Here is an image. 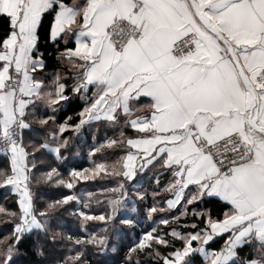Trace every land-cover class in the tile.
Returning <instances> with one entry per match:
<instances>
[{"label": "snow or ice", "instance_id": "obj_1", "mask_svg": "<svg viewBox=\"0 0 264 264\" xmlns=\"http://www.w3.org/2000/svg\"><path fill=\"white\" fill-rule=\"evenodd\" d=\"M0 189V264H264V0H0Z\"/></svg>", "mask_w": 264, "mask_h": 264}, {"label": "trees", "instance_id": "obj_2", "mask_svg": "<svg viewBox=\"0 0 264 264\" xmlns=\"http://www.w3.org/2000/svg\"><path fill=\"white\" fill-rule=\"evenodd\" d=\"M74 108H75V106L73 105L72 108H70V111L73 110ZM108 135H112V133L109 131ZM104 139H105V130L103 128H101L100 132L97 133L95 140H93L91 138V136L89 135V132L86 131L83 134V136L79 140H77V142H76L77 147L72 150V153H71V159L73 161L72 166L83 168V167L90 165V162L87 161V157L89 156L90 148L93 146L98 147L99 144L102 143ZM106 155L110 156L111 152L107 149H102L100 154L98 156L92 158V159L101 160V159H104V157ZM103 175L104 174H101V176L96 177L94 180L79 181V183H77L75 185L74 189H72V190H68L66 188H60V189L47 190V191H48L49 195L58 196L61 194H67V193H69V191L76 192V191H79L81 188H85L89 192L93 193V197L100 196L102 194L97 191L98 188L103 186L102 183L110 182L112 180L110 177L109 178H101ZM4 191L5 190L0 189V200H2ZM91 207L95 211H100L103 206L99 210H97L96 209L97 204L92 202ZM97 224H99V223H97ZM71 227L75 231L74 225H71ZM130 232L131 231H129L127 229L122 230L119 234V239L116 242L123 244V245H127V244L131 243L132 242V236L130 235ZM222 243H223V241H219V243L215 246H220ZM98 259H100L103 262V264H115L117 257L114 256L112 253H109V254H105L104 256L98 257Z\"/></svg>", "mask_w": 264, "mask_h": 264}, {"label": "rangeland", "instance_id": "obj_3", "mask_svg": "<svg viewBox=\"0 0 264 264\" xmlns=\"http://www.w3.org/2000/svg\"><path fill=\"white\" fill-rule=\"evenodd\" d=\"M113 159V156L112 155H110V156H105L104 157V159H101V160H109V161H111ZM97 162H99L100 160L98 159H95ZM87 161H89L90 162V165H88V166H86V167H83V168H89V167H92L93 166V164H92V158H90V156H88L87 157ZM103 174V173H102ZM111 184H112V180L110 181V182H104V183H102V185L103 186H101L100 188H98V192L100 193V189H102V188H106V187H110L111 186ZM76 195H79L80 197H82L83 199H89V197L87 196V193H89V191L88 190H86L85 188H81L79 191H76V192H74ZM96 197H100V198H102V195H100V196H95V197H93L92 198V202L93 203H95V198ZM102 206L101 205H97V207H96V209L97 210H99L100 208H101ZM90 223H100V222H90ZM150 222H148V221H145L142 225H141V227L140 228H137L136 230H135V232H130V235L132 236V241L136 238V236L140 233V231L143 229V228H146L147 226H148V224H149ZM120 234V233H119ZM118 239H119V237H118ZM109 253H111L110 251L107 253V254H109Z\"/></svg>", "mask_w": 264, "mask_h": 264}, {"label": "crops", "instance_id": "obj_4", "mask_svg": "<svg viewBox=\"0 0 264 264\" xmlns=\"http://www.w3.org/2000/svg\"><path fill=\"white\" fill-rule=\"evenodd\" d=\"M222 244H223V243H222ZM222 244H221V245H222Z\"/></svg>", "mask_w": 264, "mask_h": 264}]
</instances>
